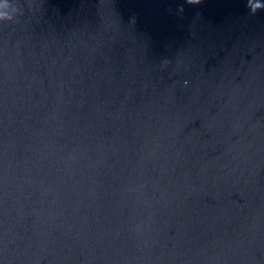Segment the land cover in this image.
I'll return each mask as SVG.
<instances>
[{
    "label": "clouds",
    "instance_id": "1",
    "mask_svg": "<svg viewBox=\"0 0 264 264\" xmlns=\"http://www.w3.org/2000/svg\"><path fill=\"white\" fill-rule=\"evenodd\" d=\"M190 3H199V0H189ZM23 4L20 0H12L10 3L9 0H3V3L0 4V20L7 21H17L24 14L23 13ZM255 11V9H253Z\"/></svg>",
    "mask_w": 264,
    "mask_h": 264
}]
</instances>
